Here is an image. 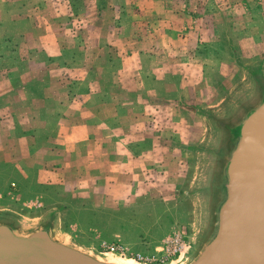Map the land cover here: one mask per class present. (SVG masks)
I'll list each match as a JSON object with an SVG mask.
<instances>
[{
	"label": "rangeland",
	"instance_id": "374dc122",
	"mask_svg": "<svg viewBox=\"0 0 264 264\" xmlns=\"http://www.w3.org/2000/svg\"><path fill=\"white\" fill-rule=\"evenodd\" d=\"M261 86L264 0H0V210L173 262L206 239L222 123Z\"/></svg>",
	"mask_w": 264,
	"mask_h": 264
},
{
	"label": "water",
	"instance_id": "95a60500",
	"mask_svg": "<svg viewBox=\"0 0 264 264\" xmlns=\"http://www.w3.org/2000/svg\"><path fill=\"white\" fill-rule=\"evenodd\" d=\"M222 128L226 136L211 229L200 248L194 251L191 243L168 264H264V86L257 99ZM4 211L0 264H118L73 245L54 222L20 231L11 220L14 216Z\"/></svg>",
	"mask_w": 264,
	"mask_h": 264
},
{
	"label": "built area",
	"instance_id": "2783aa9c",
	"mask_svg": "<svg viewBox=\"0 0 264 264\" xmlns=\"http://www.w3.org/2000/svg\"><path fill=\"white\" fill-rule=\"evenodd\" d=\"M184 249H185V244L181 245V249H179V251L177 250L179 253L176 255V257L180 256L183 253ZM160 252H156L150 255L139 253L135 256V259L140 262H145L147 264H167L171 260V258L167 256L165 252H162L163 254H161Z\"/></svg>",
	"mask_w": 264,
	"mask_h": 264
},
{
	"label": "bare ground",
	"instance_id": "6f19581e",
	"mask_svg": "<svg viewBox=\"0 0 264 264\" xmlns=\"http://www.w3.org/2000/svg\"><path fill=\"white\" fill-rule=\"evenodd\" d=\"M103 260L106 262H112V263H118V264H141V263H139L135 260H132V259L131 260L130 259H122V258H117V257L116 258L105 257V258H103Z\"/></svg>",
	"mask_w": 264,
	"mask_h": 264
}]
</instances>
